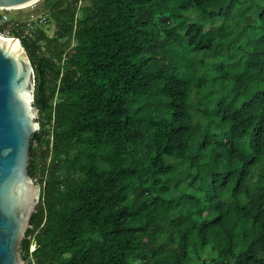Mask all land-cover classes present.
Segmentation results:
<instances>
[{"label": "trees", "instance_id": "16d2710c", "mask_svg": "<svg viewBox=\"0 0 264 264\" xmlns=\"http://www.w3.org/2000/svg\"><path fill=\"white\" fill-rule=\"evenodd\" d=\"M36 4L27 264H264V0Z\"/></svg>", "mask_w": 264, "mask_h": 264}, {"label": "water", "instance_id": "95a60500", "mask_svg": "<svg viewBox=\"0 0 264 264\" xmlns=\"http://www.w3.org/2000/svg\"><path fill=\"white\" fill-rule=\"evenodd\" d=\"M38 1L0 0V10H20ZM34 91L29 57L7 32L0 37V264H27L24 241L41 194L28 174L31 140L40 129Z\"/></svg>", "mask_w": 264, "mask_h": 264}, {"label": "rangeland", "instance_id": "374dc122", "mask_svg": "<svg viewBox=\"0 0 264 264\" xmlns=\"http://www.w3.org/2000/svg\"><path fill=\"white\" fill-rule=\"evenodd\" d=\"M37 4H33L29 7L22 8L20 10H9V11H2L0 10V15L6 14L9 18L10 22L14 21H34V22H41V25L43 26V30L46 31L48 36H52L55 28L53 23L44 24L47 19V15L41 13L42 15L38 14L36 11ZM48 21V19H47ZM33 249V248H32Z\"/></svg>", "mask_w": 264, "mask_h": 264}, {"label": "built area", "instance_id": "2783aa9c", "mask_svg": "<svg viewBox=\"0 0 264 264\" xmlns=\"http://www.w3.org/2000/svg\"><path fill=\"white\" fill-rule=\"evenodd\" d=\"M2 11H9V10H2ZM13 22L9 21V18L6 14L0 15V28H2V32H0V37L5 38V33H10V30L13 28ZM32 249V248H31Z\"/></svg>", "mask_w": 264, "mask_h": 264}, {"label": "bare ground", "instance_id": "6f19581e", "mask_svg": "<svg viewBox=\"0 0 264 264\" xmlns=\"http://www.w3.org/2000/svg\"><path fill=\"white\" fill-rule=\"evenodd\" d=\"M17 44V43H16Z\"/></svg>", "mask_w": 264, "mask_h": 264}]
</instances>
